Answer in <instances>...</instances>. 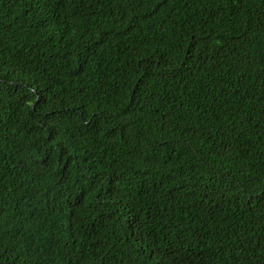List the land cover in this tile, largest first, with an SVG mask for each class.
Segmentation results:
<instances>
[{
  "label": "trees",
  "instance_id": "1",
  "mask_svg": "<svg viewBox=\"0 0 264 264\" xmlns=\"http://www.w3.org/2000/svg\"><path fill=\"white\" fill-rule=\"evenodd\" d=\"M0 264H264V0H0Z\"/></svg>",
  "mask_w": 264,
  "mask_h": 264
}]
</instances>
